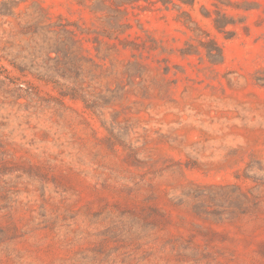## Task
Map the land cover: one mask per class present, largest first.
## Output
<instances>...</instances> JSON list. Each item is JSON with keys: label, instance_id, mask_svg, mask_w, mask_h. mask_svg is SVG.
Masks as SVG:
<instances>
[{"label": "rangeland", "instance_id": "1", "mask_svg": "<svg viewBox=\"0 0 264 264\" xmlns=\"http://www.w3.org/2000/svg\"><path fill=\"white\" fill-rule=\"evenodd\" d=\"M0 264H264V0H0Z\"/></svg>", "mask_w": 264, "mask_h": 264}, {"label": "trees", "instance_id": "2", "mask_svg": "<svg viewBox=\"0 0 264 264\" xmlns=\"http://www.w3.org/2000/svg\"><path fill=\"white\" fill-rule=\"evenodd\" d=\"M179 1L184 5L194 4V0H179ZM157 2L162 3L164 6H168L170 3H173V0H157ZM206 17L212 19L214 27L219 33H229L227 31L228 26L234 24L226 14H223L219 11L216 13L215 18L212 17L211 13H208ZM200 46L206 49L208 58L213 62H216L217 59L222 55V51L220 47L213 40L207 42L200 41ZM189 52H193V51H189Z\"/></svg>", "mask_w": 264, "mask_h": 264}]
</instances>
